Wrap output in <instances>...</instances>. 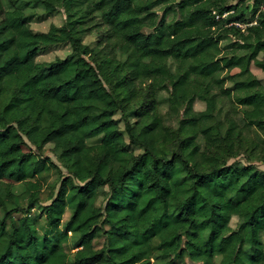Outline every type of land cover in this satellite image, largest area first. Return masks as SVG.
<instances>
[{
    "label": "trees",
    "instance_id": "trees-1",
    "mask_svg": "<svg viewBox=\"0 0 264 264\" xmlns=\"http://www.w3.org/2000/svg\"><path fill=\"white\" fill-rule=\"evenodd\" d=\"M35 1L48 15L62 8L64 22L35 32L23 8L0 0V173L30 189L26 210L39 203L40 184L31 178L60 171L42 155L45 144L67 175L42 207L56 237L41 244L27 214L14 223L19 210L7 207L0 187V264H151L157 249L164 264H264V170L257 165L264 164V0H252L246 22L255 23L244 28L229 24L242 0ZM96 33L93 46L82 41ZM229 34L236 38L223 53ZM58 43H69L71 53L36 61L41 48ZM146 81L147 102L130 123V103ZM160 90L169 92L172 112L182 111L176 128L157 110ZM220 97L241 123L216 122ZM248 131L245 163L229 162ZM125 134L141 153L126 148ZM98 135L96 146L86 143ZM72 232L78 243L68 260L63 243Z\"/></svg>",
    "mask_w": 264,
    "mask_h": 264
},
{
    "label": "rangeland",
    "instance_id": "rangeland-1",
    "mask_svg": "<svg viewBox=\"0 0 264 264\" xmlns=\"http://www.w3.org/2000/svg\"><path fill=\"white\" fill-rule=\"evenodd\" d=\"M3 5L6 9H10L13 6H18L23 8L25 12V17L27 21L30 24V27L33 31L35 32H41L45 31L48 29V27L51 24L55 25H61L64 20H65V13L64 10L58 9V11L53 14V15H48L44 12V6L42 3L37 2L35 0H2ZM264 4H261L260 7L264 9ZM158 6H155L154 9L159 10ZM231 11L229 14V18L232 19L229 24H233L237 27L244 28L247 25L251 23H255V20H252L251 23H247L246 20H249V18L252 17L253 11H252V0H242L239 3V9L235 11V13H232ZM161 12L159 11V14ZM222 16V15H221ZM255 16V15H254ZM241 18L236 19L235 18ZM172 18V13H168L166 15V19L170 20ZM255 18V17H254ZM239 24H238V23ZM246 22V23H244ZM240 25V26H239ZM143 30H148L147 28H144ZM99 34H93L91 36H85L82 41L89 46H93L96 43V40L98 39ZM235 36L233 35H226L225 37L222 38L220 41V46L221 50L223 53H226L230 49V45L235 40ZM72 51V48L69 43H58V44H50L46 47H43L39 50V53L36 57L37 62L41 63H47L52 60H54L57 57L63 58L67 55H69ZM115 56L118 60H124L125 55H121L119 51H115ZM100 56L99 59H108V55H98ZM169 68L173 71L175 70L176 62L173 58L168 59L167 62ZM95 66H98L97 63H95ZM124 73L120 74V77L123 76ZM148 82H143L141 83L140 91L137 95V97L130 103L129 106V111L127 113L128 119L130 123H134L136 120V112L137 110L140 109V107L147 102V91H146V86ZM225 86L231 87L232 84L230 82H226ZM168 95L169 92L166 90H160L157 93V110L159 113L162 115L163 121L166 125L172 126L173 128H176L179 124V119L181 117L182 111L179 113H174L171 111L169 108V103H168ZM193 107L195 110H202L205 107L204 101L196 99L193 103ZM215 119L216 122L220 121V123L223 126H226L229 122L230 119H234L241 123V117L240 113L234 111V107L231 106V103L227 98L220 97L217 102V108L215 110ZM114 117L116 118L120 129L124 131L125 123L124 119L122 118L121 112L117 111L114 114ZM125 133V132H124ZM102 135H98L92 138H88L86 140V143L91 146H96L101 139ZM247 139L241 143V145L237 149V153L234 157L229 158V162H232L233 160L237 159L241 163H245L246 160V155L243 153L244 147L249 143V140L253 136V132L248 131L247 134ZM125 139H126V148L129 150H132L135 154H139L142 152V148L136 144H131L128 142V136L125 134ZM199 142L201 144V149H205L206 145L204 144V140L202 136H199ZM97 148H94L93 152L94 154L97 153ZM43 156H48L50 160H52L54 163H56L60 171L54 168H50L47 171H43L41 175L31 178L32 180H37L40 184V193H39V203L36 205L35 208L26 210V206L28 204V200L30 197V189L27 187V185L22 182V181H15L9 178H6L3 176L2 173H0V187H1V193L6 200L7 207L8 208H13V209H18L19 211H14L12 213L14 223L18 224L19 218L23 214H27L32 221V224L35 225L37 229V233L39 235V243H42L43 236H47L51 240H53L56 235L46 226L45 224V217L43 214V206L45 204H48L50 200L48 199L49 195V190L54 189V194L57 191L59 181H60V176L61 175H67V170L61 165V163L58 161L56 155L54 154L52 150V144L47 143L42 147L41 151ZM257 165L260 169L264 170V164L261 162H257ZM11 183V187L9 188L7 186L8 183ZM108 187L107 186H102L99 188L100 196L98 197L97 200V205L103 206L104 205V195L105 192L107 191ZM52 192V193H53ZM71 214V211L69 209H66L64 214H63V221L67 220ZM237 222V217L234 216L232 217L230 224L231 226H235ZM10 226H8V229ZM69 234V238L66 242L63 243L64 248L68 254V260L72 259L73 253L76 249V245L78 243V234L73 233ZM262 234V233H261ZM102 244V239H96L94 242V245L96 248H99ZM155 245L158 246V242L155 241ZM220 258L219 255H215L216 261H218ZM165 258L161 255L159 249H157L152 257V262L151 264H164ZM175 264H183L179 259H175Z\"/></svg>",
    "mask_w": 264,
    "mask_h": 264
},
{
    "label": "built area",
    "instance_id": "built-area-1",
    "mask_svg": "<svg viewBox=\"0 0 264 264\" xmlns=\"http://www.w3.org/2000/svg\"><path fill=\"white\" fill-rule=\"evenodd\" d=\"M225 14H226V12H225V13H223V14H222V16H224ZM216 17H218V15H216ZM237 23H238V22H237ZM238 24H239V23H238ZM239 26H240V25H239Z\"/></svg>",
    "mask_w": 264,
    "mask_h": 264
},
{
    "label": "bare ground",
    "instance_id": "bare-ground-1",
    "mask_svg": "<svg viewBox=\"0 0 264 264\" xmlns=\"http://www.w3.org/2000/svg\"><path fill=\"white\" fill-rule=\"evenodd\" d=\"M160 264V263H159Z\"/></svg>",
    "mask_w": 264,
    "mask_h": 264
}]
</instances>
